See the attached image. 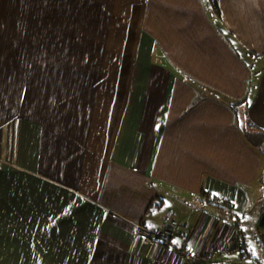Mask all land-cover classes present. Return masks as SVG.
<instances>
[{
    "label": "crops",
    "instance_id": "0c3cea01",
    "mask_svg": "<svg viewBox=\"0 0 264 264\" xmlns=\"http://www.w3.org/2000/svg\"><path fill=\"white\" fill-rule=\"evenodd\" d=\"M213 3L0 0V264H186L136 234L171 221L201 264H253L264 155L227 99H250L264 0Z\"/></svg>",
    "mask_w": 264,
    "mask_h": 264
},
{
    "label": "rangeland",
    "instance_id": "374dc122",
    "mask_svg": "<svg viewBox=\"0 0 264 264\" xmlns=\"http://www.w3.org/2000/svg\"><path fill=\"white\" fill-rule=\"evenodd\" d=\"M16 2L19 5L23 2V0H16ZM206 5L207 6L211 5V1L206 2ZM20 11L18 12L19 18H23L22 13ZM240 53H241V56H243L242 59H244V61L247 64L248 70L250 71V77L247 82L248 83L247 96H250V99L249 98L246 99V105H243L244 103L239 105L241 109L238 108L239 106H235V110H234V101H231L230 99H227V100L232 105L231 107L233 109L236 122H238V120L239 122L240 120H242V122L245 123L246 131H244V133L246 135L247 140H249L251 145L254 146L257 150H259V152L262 155H264V142H263L264 141V131L258 128L256 125H255L256 127H253L254 123L250 120V117L248 115V111H249L248 105L253 102V98H254L253 95H255L258 92L259 84H257V81L260 80L261 74L264 72L263 70L264 69V58L251 59L250 57L246 56L244 52L243 53L240 52ZM256 204H258V202H256ZM263 206H264V203L261 204L260 207H263ZM255 211H252L251 214H254ZM261 218H262L261 216L257 218L258 221L256 222V224H254V227H252V229L246 232V235L248 236V246L251 248V251L254 252L256 257L264 261V250L258 243V236H259L258 226H259ZM251 219L255 220L256 214L250 217L248 221L251 222Z\"/></svg>",
    "mask_w": 264,
    "mask_h": 264
},
{
    "label": "built area",
    "instance_id": "2783aa9c",
    "mask_svg": "<svg viewBox=\"0 0 264 264\" xmlns=\"http://www.w3.org/2000/svg\"><path fill=\"white\" fill-rule=\"evenodd\" d=\"M177 222L171 221L164 228H149L144 224L137 225L136 234L139 240H143L145 242H155L158 244H169L172 248L176 249L183 258L186 264H201L202 255H200L197 251L188 248L186 246L176 247L175 245V237L177 235ZM209 258V256L205 257Z\"/></svg>",
    "mask_w": 264,
    "mask_h": 264
},
{
    "label": "trees",
    "instance_id": "16d2710c",
    "mask_svg": "<svg viewBox=\"0 0 264 264\" xmlns=\"http://www.w3.org/2000/svg\"><path fill=\"white\" fill-rule=\"evenodd\" d=\"M213 5H214V8H215V11L217 10L218 11V0H214V3H213ZM219 13V12H218ZM231 108V110H233L232 109V107H230ZM234 110H235V106H234ZM237 112V111H236ZM253 127H256L255 126V124H253ZM251 136V135H250ZM264 142V141H263ZM220 207H222L223 205H219ZM262 214H261V219H260V223H259V228H260V230L261 231H263L264 232V206L262 207V212H261ZM233 216L237 219V220H239L240 218H243L244 217V215H242V214H237V213H233ZM238 225L239 224H237V229L239 228L238 227ZM258 243H259V245L262 247V249L264 250V234H262V233H259V236H258ZM247 245H244V247H245V249H243V253H244V255H245V259H251L252 260V262H253V264H264V261L262 260V259H260V258H258V257H256L255 255H254V253L251 251V248H248V247H246Z\"/></svg>",
    "mask_w": 264,
    "mask_h": 264
}]
</instances>
